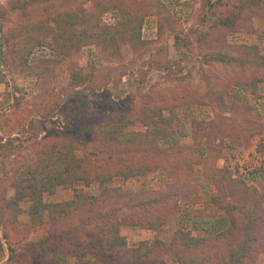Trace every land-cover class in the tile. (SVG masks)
Here are the masks:
<instances>
[{"label":"rangeland","instance_id":"1","mask_svg":"<svg viewBox=\"0 0 264 264\" xmlns=\"http://www.w3.org/2000/svg\"><path fill=\"white\" fill-rule=\"evenodd\" d=\"M138 1L143 16L140 44L135 49L123 40L105 47L95 36V30L103 27L114 34L120 27L115 9L121 15L124 12L111 7L114 11L107 13H113L115 20L109 21L97 4L121 7L126 0H0V141L11 139L13 145L0 155V264H50L47 251L55 242H63L57 237L43 242L49 225L24 233L32 225V204L38 202L27 196L15 199L14 181L29 178L37 187L45 183L43 175L37 169L34 172L37 163L43 162L36 144L64 128L63 118L79 101V93H87L90 108L103 115L97 117L103 123L100 129L94 124L78 132L88 154L101 157L98 164L117 156L123 162L139 158L160 166L144 178L126 182L114 178L101 185L143 190L151 204L146 211L159 209L168 217L157 231L120 227L127 247L144 240L151 244L155 239L170 244L167 254L146 264H174L175 254L204 264H264V106L259 98L264 95L262 5L251 2L241 8L242 20L223 40L224 31L209 28L208 20L205 25L201 22L202 0ZM214 1L211 10L222 16L239 0H225V7ZM246 45L257 50L242 49ZM215 54L242 62L210 60ZM77 74L91 76L89 83L75 88L73 76ZM254 77L261 80L254 93L251 87L235 82ZM192 93L202 97L200 103L180 100ZM146 105L164 110L163 133L147 140L143 149H110L102 130H111L105 127L123 107L130 106L134 112ZM124 131L139 133L145 127L134 121ZM237 160L242 172L233 166ZM247 162L253 171L247 170ZM82 188L97 195L100 186L66 182L43 193L42 202L68 201L74 189ZM107 205L102 206V214L124 222L139 209L134 203V210L122 207L113 212V206ZM38 218L48 223L45 212ZM106 219L100 215L102 224L96 221L85 229L76 227L78 219H66L65 225H59L60 220L55 226L58 230L66 227L64 239L70 235L95 240L98 229L109 223ZM178 230L207 239L205 245L199 250L182 243L172 245ZM65 244L62 249H72L82 257V264H123L121 252L107 247L92 245L91 249L85 242L82 247L90 251L84 253ZM79 259L66 261L75 264Z\"/></svg>","mask_w":264,"mask_h":264},{"label":"trees","instance_id":"2","mask_svg":"<svg viewBox=\"0 0 264 264\" xmlns=\"http://www.w3.org/2000/svg\"><path fill=\"white\" fill-rule=\"evenodd\" d=\"M126 1V5H122L121 7L117 6V4L115 5V3L109 6H103L99 3L97 4V7L101 8L100 12L103 15L107 14L109 11H114L111 10V7H118L125 12L121 15L120 10L115 9V11L118 10L119 12L116 19L118 20V23L120 22V27L117 28L114 34H112L107 27L95 30V36L101 39L102 46L114 47L119 41L123 40L129 42L133 48H138L142 28L143 15L140 13L142 6L138 0ZM202 1L205 10H203V15H201V22L205 25L208 20L211 23L209 28L213 27L221 32L224 31L223 35H221L223 40H225L227 33H230L235 29L236 22L242 20L241 10L246 8L248 3H261V15L264 16V0H239L233 5L230 4V11L226 14H222V16L211 10L213 8L211 5L212 0ZM225 2V0H215L213 4L225 7L227 5ZM242 49L256 51L257 47L246 45L243 46ZM210 60L229 64H234L240 61V59H237L236 57H228L223 54L212 55L210 56ZM241 62L242 61H240V63ZM79 76L78 74L73 76L74 84L76 85L75 88H81L82 84L86 82L89 83L91 78V76H86L85 78ZM260 81L261 80L257 79V77H254L248 80L240 79L235 82L238 85H244V87H251L252 93H254L257 91V84ZM77 96L79 97V101L72 106V111L63 118L64 128L58 132L49 134L44 139L39 140L36 144V150L41 156L40 161L43 159V162L39 166V162L37 163L34 172L37 169L45 178V183L40 187H37L34 181L33 183L30 182L31 179L29 178L24 180L17 179L14 181V188L17 191L15 199L27 196L31 200L38 202L37 205L32 204V225L26 226L23 231L26 230L24 233L28 234L27 231H30L33 228L49 225L43 242L45 241L48 243V241H51V239L55 237L63 240V242L58 241L59 243L57 244H55V241H52V243L55 242V247L48 250L46 254L48 255L47 260L50 264H68L66 261L68 257L80 258L75 264H82V257H78V254L73 253L72 249L71 252H69L68 248V250L65 249L66 247H64V250L62 248L66 243L65 245L70 248H76L79 251L82 250V252L84 250V253H87L90 251L88 249L89 247H82L85 242L88 243L91 249L92 245H99L100 248L107 247L111 250L118 251L119 253L121 252L119 255L121 256L120 259L123 264H146L154 262L158 255L167 254L169 252L170 244H165L162 240L155 239L151 244L148 241H140L137 246L129 248L127 247L126 238L120 234V227L128 226L142 230L157 231L166 224L168 217L159 213V209H157L158 213L157 210L154 213L146 211L151 204L147 201L148 199H145L147 193L143 192V190H125L122 186L105 188L101 187V185L110 182L114 178L119 179L121 182H126L133 178H144L146 175L156 172L160 166L158 163L154 165L144 163L139 158L132 160L128 159L123 162L117 158V156H110L107 158L108 163L101 165V163L104 162L103 160L98 164L96 161L101 157H99V155L91 156L88 154V151H86L84 147L86 144L83 143L78 132L87 129L86 126L95 127L94 124L98 125V127H95L96 129H100L102 126L101 124L103 123H98L97 117H102L103 115L90 108V99L87 93H79ZM182 97L183 99L180 100L193 104L200 103V100L202 99L201 96H198L195 93H192L191 96L189 94H183ZM163 111L164 110L158 105H146L134 110V112L131 110L130 106L123 107L117 119L110 121L105 127H110L111 130H102V139L109 142L106 144L109 145L108 147L110 149L117 148V150L119 149L122 151L143 149L147 144V140L154 137L155 134L160 135L163 133L160 125L161 122H165ZM134 121L144 125L145 131L139 133L134 131L125 132L124 129L128 128L134 123ZM12 146L11 139L6 140L5 142L0 141V155L4 154ZM77 153H81L82 155L77 157ZM44 157L46 159H44ZM32 176L34 177V175ZM235 179L239 178L236 177ZM66 182L82 183L83 187L98 184L100 186L99 193L97 195H90L87 194L83 188L74 189L73 197L68 201L47 204L42 202L41 197L43 193L50 191L54 187L61 186ZM134 203L137 204L136 207L139 208L138 213L134 211L135 215L129 222H124L121 218L111 219L110 215L107 216L108 214H102V211H100L105 204H108L107 206L112 205L113 212L122 210V207H124V209L129 207L128 209L131 208V210H134ZM178 203L180 204L181 202L179 201ZM179 208L181 209V207ZM179 208L177 210H179ZM142 210L145 211L144 216L141 214ZM41 212L47 214L49 218L48 221H46L48 222L47 224H44L38 218V215L41 214ZM100 215L107 217L106 220H108L109 223H103L102 227L98 229L99 234L95 240H91L88 236L84 238H75L70 235H67V238L64 239L62 233L64 231L67 233L68 230L66 227L64 226L60 230L56 229V226H58L56 225V222L61 220L59 225H65L64 221L66 219H78V225L76 224V227L85 229V226L92 225L93 222L99 221ZM68 233L70 234V229ZM68 238L74 239L76 242H71ZM206 240L207 239L194 237L188 231L185 232L178 230L170 242L172 245L173 243H182V245L187 248L199 250L203 248ZM43 242L41 245H43ZM60 243L61 245H59ZM30 244L33 243L30 242ZM173 258L174 264H204L201 261L184 258L180 254L173 255ZM232 262L234 263V261Z\"/></svg>","mask_w":264,"mask_h":264},{"label":"built area","instance_id":"3","mask_svg":"<svg viewBox=\"0 0 264 264\" xmlns=\"http://www.w3.org/2000/svg\"><path fill=\"white\" fill-rule=\"evenodd\" d=\"M104 16H109L108 17V20L109 21H114L115 20V18H114V14L112 13V14H109V13H107V14H105ZM107 23H109V22H107ZM242 164L244 165V163L242 162ZM233 166H236L237 167V169L240 171V172H242V168H240V166H242L241 165V163H240V160H237V162H236V164L235 163H233ZM239 166V167H238ZM247 170H249V171H253L254 169L251 167V165H250V163L249 162H247ZM233 168V167H232ZM232 168H231V170H232ZM240 175V174H239Z\"/></svg>","mask_w":264,"mask_h":264},{"label":"crops","instance_id":"4","mask_svg":"<svg viewBox=\"0 0 264 264\" xmlns=\"http://www.w3.org/2000/svg\"><path fill=\"white\" fill-rule=\"evenodd\" d=\"M262 96H264V95L262 94L259 98L261 99L262 105L264 106V97H262ZM144 231H149L150 232V230H144ZM144 241H146V240H144Z\"/></svg>","mask_w":264,"mask_h":264}]
</instances>
